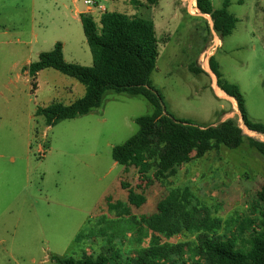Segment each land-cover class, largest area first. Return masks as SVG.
<instances>
[{"label":"rangeland","instance_id":"374dc122","mask_svg":"<svg viewBox=\"0 0 264 264\" xmlns=\"http://www.w3.org/2000/svg\"><path fill=\"white\" fill-rule=\"evenodd\" d=\"M99 1L109 12L155 24L159 57L151 82L170 114L204 127L235 119L247 137L264 142V135L248 129L211 68L214 57L223 78L239 86L249 119L264 125V0H230L228 11L238 22L223 39L196 0H157L142 7L130 0ZM224 2L211 0L215 11ZM66 4L67 9L55 0H0V264H57L53 258L79 257L83 250L100 254L106 241L75 240L102 221L109 234H120L116 249L124 260L136 257V240L142 238L127 220L109 214L107 198L127 201L121 186L125 168L114 162L112 150L138 133L136 119L152 115L153 106L141 96L107 92L101 108L87 116L52 127L37 116L39 109L69 106L86 95L84 85L53 69L40 72L33 89L25 71L57 43L67 63L92 67L81 20ZM94 15L99 23L101 14ZM193 66L202 73H192ZM127 180L135 187L144 179L132 170ZM148 184L138 190L148 201L133 209L137 219L154 214L172 190L189 188L203 212L223 221L221 233L229 236L246 216L258 218L254 208L264 185V156L246 141L238 150L223 147ZM189 239L183 234L175 241Z\"/></svg>","mask_w":264,"mask_h":264},{"label":"trees","instance_id":"16d2710c","mask_svg":"<svg viewBox=\"0 0 264 264\" xmlns=\"http://www.w3.org/2000/svg\"><path fill=\"white\" fill-rule=\"evenodd\" d=\"M130 2L135 7H142L153 6L157 0ZM196 7L203 15L212 18L221 39L235 30L238 20L228 11L230 0H225L223 9L218 11L213 9L211 0H196ZM80 20L93 55L92 67L67 63L63 45L57 43L52 51L41 53L38 61L31 63L25 71L32 80L33 89L38 74L53 69L84 85L86 95L69 106L55 103L39 109L37 116H42L48 127L87 116L101 108L107 92L141 96L153 106L152 115L136 119L138 133L112 150L114 162L125 168L127 178L121 186L127 191V201L112 202L107 198L109 214L117 220H127L131 229L142 238L136 240L139 245L136 257L124 260L116 249L120 234L116 231L109 234L107 222L102 221L96 231L81 232L75 243L83 245L98 238L106 241L108 248L103 247L100 254H88L83 250L79 257L53 260L57 264H264V185L257 194L254 208V215L257 214L258 218L246 216L229 236L221 233L223 221L210 212H203L189 188L169 192L158 201L154 214L140 219L133 215L134 208L140 209L148 201L145 193L138 192L146 189L148 183L167 180L177 174L179 167L223 147L238 150L246 141L251 149L264 156V142L247 137L235 119L204 127L180 121L167 111L162 94L151 82L159 57L157 33L152 21L117 11L104 12L99 23L95 15H82ZM211 68L218 77L219 88L237 102L248 129L264 135V125L249 119L239 86L223 78L214 57L211 58ZM190 70L196 75L202 73L195 66ZM132 170L146 182L142 180L140 185L133 187L127 180ZM151 172L156 174L154 181L149 179ZM236 223L234 220L231 224ZM183 234L190 239L176 242L175 239Z\"/></svg>","mask_w":264,"mask_h":264},{"label":"built area","instance_id":"2783aa9c","mask_svg":"<svg viewBox=\"0 0 264 264\" xmlns=\"http://www.w3.org/2000/svg\"><path fill=\"white\" fill-rule=\"evenodd\" d=\"M71 5V11L78 17L82 15L103 14L107 9L99 0H66ZM82 4V5H81ZM84 7V9L81 8ZM89 254V253H88Z\"/></svg>","mask_w":264,"mask_h":264},{"label":"crops","instance_id":"0c3cea01","mask_svg":"<svg viewBox=\"0 0 264 264\" xmlns=\"http://www.w3.org/2000/svg\"><path fill=\"white\" fill-rule=\"evenodd\" d=\"M56 3H59L64 8H68L69 6L66 4V0H55ZM80 18V17H79ZM15 161V160H14Z\"/></svg>","mask_w":264,"mask_h":264}]
</instances>
